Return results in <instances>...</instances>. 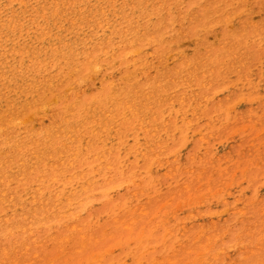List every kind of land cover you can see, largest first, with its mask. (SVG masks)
Instances as JSON below:
<instances>
[{"label": "rangeland", "instance_id": "rangeland-1", "mask_svg": "<svg viewBox=\"0 0 264 264\" xmlns=\"http://www.w3.org/2000/svg\"><path fill=\"white\" fill-rule=\"evenodd\" d=\"M191 1L0 0V264H264V0Z\"/></svg>", "mask_w": 264, "mask_h": 264}, {"label": "bare ground", "instance_id": "bare-ground-1", "mask_svg": "<svg viewBox=\"0 0 264 264\" xmlns=\"http://www.w3.org/2000/svg\"><path fill=\"white\" fill-rule=\"evenodd\" d=\"M198 1H200V0H192L190 3H194V2H198ZM201 8V10L202 11H204L205 12V18H206V20H204V19H202V17H200V15L198 16V15H196V16H193V12L192 13H190L191 11H189V10H184V11H188L189 13H187L186 15H183L182 17L183 18H196V17H198L197 18V20L195 21H192L193 19H191L190 21H189V23H188V26H187V30H188V32H190V31H194V30H199V25H201V24H204V23H206L208 20H210V18H208V15H209V7H203V6H201L200 7ZM158 13V12H157ZM140 17H142V19H143V21L145 22V16H144V14L142 15L141 14V16ZM172 20H173V16H168V17H165V18H163V19H161V21L159 22V24H154L153 26H152V36H154V37H158V34H159V38L161 37V35L165 32V34L166 33H168V32H170V33H172L171 32V25H169V24H171L172 23ZM144 26L145 27H147L148 26V23H145L144 24ZM255 25H253L252 24V22H250V20H246L245 21V23H244V30L243 31H245V33L244 34H241V35H246L247 34V31H251L252 33H254V31L256 30L255 28ZM127 29H132V27H130L129 25L127 26ZM248 29H250V30H248ZM158 39V38H157ZM157 39L156 40H153V39H148V38H142V40L141 41H138V43H137V45L138 46H142V45H145V44H147L148 43V41L149 42H152L154 45H156V50H159V51H162L163 49H164V46H163V44L162 43H160V42H156L157 41ZM231 39H233V36H231L230 38L229 37H226L224 40H223V47H225V48H228L229 49V52L233 55V53H234V49H232L231 47H233V44H232V40ZM222 49H224V48H222ZM186 50H188L189 51V49H186ZM186 50H184V51H186ZM182 51V50H181ZM215 53V52H214ZM214 53L211 51V50H209L208 51V54L206 55V56H204V57H198V58H195V59H193V60H184L183 62H181L180 64L182 65H184L185 63L186 64H188L189 66H192V67H195L197 64H198V62L200 61V60H205L206 58H210V57H212L213 55H214ZM107 55V54H106ZM124 56H125V54L123 55V58H124ZM215 56V55H214ZM213 56V57H214ZM90 62H92V60L91 59H88V61H87V63L89 64ZM91 66L93 65V64H90ZM85 68H87V65L85 66ZM194 69H197V67H195ZM175 71V70H174ZM78 72H81V73H83V71H78ZM173 74V73H172ZM172 74H170V77L172 76ZM175 78V76H173V77H171V80H173ZM160 79L161 78H158L156 81H155V85L156 86H158L159 85V83H160ZM134 81H135V79H134ZM144 87V85H139V90H141L142 92H144V90H146V87L145 88H142V87ZM153 86V85H152ZM121 92V91H120ZM138 90H136L135 88H132L131 89V95L132 96H137L138 95ZM120 94V93H119ZM117 96H119L118 95V93L116 94ZM84 102V101H83ZM125 104V106H127L128 108L130 107V105H129V103L128 102H125L124 103ZM73 105V104H72ZM132 115V114H131ZM33 126V125H32ZM43 132V130L41 131V133ZM134 148V147H133ZM143 153V152H142ZM155 153V152H154ZM70 158V157H69ZM137 164V163H136ZM72 172V171H71ZM9 173V172H8ZM6 174V173H5ZM9 175H11V174H9ZM8 175V176H9ZM7 183V182H6ZM153 183V182H152ZM24 186V185H23ZM20 187V186H19ZM18 188V187H17ZM6 190V189H5ZM15 190V189H14ZM3 192H4V190H3ZM20 195V194H19ZM19 198V197H18ZM9 199V198H8ZM6 200V199H5ZM4 201V200H3ZM6 201H8V200H6ZM11 201H15V200H10V202ZM5 202V201H4ZM9 203V202H8ZM77 210V209H76ZM148 208L144 205H142V206H139V207H135L133 210H131L130 212H128V213H125L124 215H122L121 217H119V218H117V219H114L112 222L113 223H119V224H121L122 225V227H124V228H126V227H129L131 224H133V223H135L136 222V218L133 220H130V215H132L133 217H137V216H139V217H142V216H146L147 214H148ZM43 215V214H42ZM137 215V216H136ZM34 226H36V225H34ZM147 229V228H146ZM149 229V228H148ZM26 230H27V228H26ZM70 230H75V231H77V233H78V239L81 241L80 242V244H79V246L76 248V249H78V250H80V249H84V248H86L87 247V244H88V241L89 240H91V239H94V240H97V237H95V236H93V233H88V232H86L85 231V228L80 224V223H74L71 227H70ZM178 231V230H177ZM24 235V234H23ZM93 236V237H92ZM211 237H213V235H211V236H209L207 239H209V238H211ZM61 238H62V235H60V236H58L57 237V240H61ZM110 238V236H107V238L106 239H109ZM177 239H178V236L176 237ZM173 239H175V238H173ZM14 246V245H13ZM169 246V245H168ZM58 248H62L61 247V245H60V243H58ZM169 248H170V246H169ZM168 248V249H169ZM7 251H8V253H9V249H6ZM18 250H16L15 251V253L17 252ZM253 250H250L249 252H252ZM3 252L4 253H7L5 250H3ZM26 252L29 254V256L32 254L33 255V253H36V252H32L31 251V249L29 248V247H27L26 248ZM93 252V251H92ZM98 252V251H97ZM91 253V252H90ZM92 254V253H91ZM97 257V256H96ZM33 258H35V259H39V253H37V255H33ZM10 262H11V264H32L33 263V261H32V259H30V260H27V261H20V260H17L16 258H13V257H11L10 258Z\"/></svg>", "mask_w": 264, "mask_h": 264}]
</instances>
